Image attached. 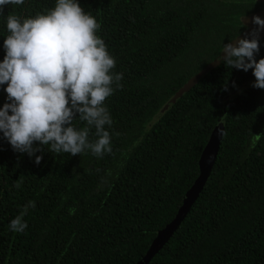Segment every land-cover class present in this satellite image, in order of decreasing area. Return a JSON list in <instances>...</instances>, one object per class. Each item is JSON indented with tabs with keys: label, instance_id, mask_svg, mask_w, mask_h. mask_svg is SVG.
I'll use <instances>...</instances> for the list:
<instances>
[{
	"label": "trees",
	"instance_id": "obj_1",
	"mask_svg": "<svg viewBox=\"0 0 264 264\" xmlns=\"http://www.w3.org/2000/svg\"><path fill=\"white\" fill-rule=\"evenodd\" d=\"M122 74L105 101L111 149L97 157L13 151L0 133V264H136L176 215L198 160L224 127L210 176L190 212L149 264H264V89L253 70L206 68L257 13V0H78ZM56 0L7 5L0 16L46 14ZM257 61L264 59V37ZM197 83L175 93L192 77ZM0 86V109L7 101ZM11 114V113H10ZM77 129L95 127L78 119ZM34 146H39L38 142ZM75 170V172H74ZM20 187L16 188V183ZM30 201L22 233L9 228ZM75 209V214H70Z\"/></svg>",
	"mask_w": 264,
	"mask_h": 264
},
{
	"label": "clouds",
	"instance_id": "obj_2",
	"mask_svg": "<svg viewBox=\"0 0 264 264\" xmlns=\"http://www.w3.org/2000/svg\"><path fill=\"white\" fill-rule=\"evenodd\" d=\"M25 0H0V16L7 5H23ZM254 27L224 44L217 59L227 68L248 72L256 78L253 88L264 89V59L260 52V33L264 19L252 17ZM5 56L0 62V86L7 85V101L0 109V133L13 151L35 157L39 165L44 147L54 154L81 155L90 150L97 157L111 152L110 133L105 126L112 119L105 101L122 87V74L114 73L115 58L105 41L97 35L101 25L86 13L78 0H56L46 14L21 19L6 17ZM11 113V114H10ZM78 119L95 127V142L89 141V128L77 129ZM38 142L39 146H34ZM75 172V170H74ZM20 187V182L16 183ZM30 201L10 221L9 228L22 233ZM75 214V209H70Z\"/></svg>",
	"mask_w": 264,
	"mask_h": 264
},
{
	"label": "water",
	"instance_id": "obj_3",
	"mask_svg": "<svg viewBox=\"0 0 264 264\" xmlns=\"http://www.w3.org/2000/svg\"><path fill=\"white\" fill-rule=\"evenodd\" d=\"M257 1L263 4V8L257 13H254L242 19V23L245 26V29L239 34L240 38H244L245 35L249 33L251 29L254 27V25L251 22L252 17L259 16L261 19H264V0H257ZM263 37H264V32H261L259 40L262 39ZM236 38H234L233 40H235ZM221 54L222 52L219 54V56L216 59H214L211 63H209V65L206 68V72L211 71L220 64L221 61L217 59L221 56ZM198 79H199L198 75L189 79L175 93L173 100H176L182 97L185 93H187L197 83ZM223 133H224V127L222 124L216 125L212 130L209 139L206 145L204 146L198 160L199 174L197 178L194 180L191 187L184 194L182 204L177 210V213L174 216V218L168 224H166L164 228H162L157 232L155 238L152 240L145 255L136 264H149L150 261L154 258V256L157 255L162 250V248L168 243V241L178 230L181 223L184 221V219L190 212V209L198 199L213 169V166L215 164L219 152L220 143L223 138Z\"/></svg>",
	"mask_w": 264,
	"mask_h": 264
}]
</instances>
